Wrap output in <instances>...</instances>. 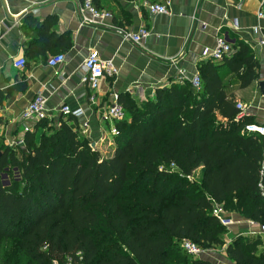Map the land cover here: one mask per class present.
<instances>
[{
    "label": "trees",
    "instance_id": "16d2710c",
    "mask_svg": "<svg viewBox=\"0 0 264 264\" xmlns=\"http://www.w3.org/2000/svg\"><path fill=\"white\" fill-rule=\"evenodd\" d=\"M92 4L102 11V0ZM112 19L131 25L125 12L121 24ZM45 33L36 54L55 39ZM232 50L199 65L198 91L183 81L143 104L118 96L125 117L108 158L71 118L33 125L23 146L0 142V255L10 243L22 264H213L189 256L181 244L190 241L225 248L228 264H264L262 242L227 243L212 214L223 205L264 225V137L245 132L254 120H237L234 93L260 80V65L247 45ZM201 166L197 185L190 177Z\"/></svg>",
    "mask_w": 264,
    "mask_h": 264
},
{
    "label": "crops",
    "instance_id": "0c3cea01",
    "mask_svg": "<svg viewBox=\"0 0 264 264\" xmlns=\"http://www.w3.org/2000/svg\"><path fill=\"white\" fill-rule=\"evenodd\" d=\"M263 3L264 0H102V11L120 20L121 13L131 16L130 26L119 27L113 19L82 25L80 0H0V142L7 145L21 135V113L36 95L42 94L54 124L62 118L59 111L63 106L82 109L85 117L69 124L75 129L88 121L89 128L81 136L108 158L114 149L109 131L115 124L104 123L102 114L112 105L113 95H129L143 104L154 97L156 90L177 83L179 72L194 77L199 65L209 60L217 37H223L231 48L247 45L259 63L260 80L234 93L247 107L254 124L262 123L264 99L259 83L264 81V47L259 40L264 38V20L257 15ZM150 4L167 5L169 14L151 15L147 10ZM142 28L150 31L142 44L127 39V34H136ZM45 30L55 39L47 44L49 50L36 54L37 40L43 37L40 45L47 41ZM93 51L101 59L113 61L118 75L101 81L92 103V91L82 83V65ZM58 55L65 57L64 63L50 68L48 61ZM20 59L26 61L24 70L14 68ZM195 172L202 182L204 168ZM190 181L195 179L190 177ZM233 216L243 222L231 227L228 241L244 237L264 245L263 237L239 236L249 228L244 220ZM224 251L225 248L214 249L208 258L213 264H228Z\"/></svg>",
    "mask_w": 264,
    "mask_h": 264
},
{
    "label": "built area",
    "instance_id": "2783aa9c",
    "mask_svg": "<svg viewBox=\"0 0 264 264\" xmlns=\"http://www.w3.org/2000/svg\"><path fill=\"white\" fill-rule=\"evenodd\" d=\"M82 4V12L84 14L82 19V25L86 24H102L106 20H111L112 15L106 11L97 10L93 4L92 0H84ZM147 10L151 15H168L169 9L167 5H159V4H150L147 6ZM258 19L264 20V3L260 7L257 15ZM150 36V31L146 28L140 29L136 34H127L126 37L132 43L136 45L142 44L148 37ZM260 46L264 47V38L259 40ZM233 54V50L231 46L226 42L223 37L216 38V46L215 49L209 56V60L213 62H221L224 58H229ZM65 61V57L63 55H58L53 57L48 61V66L50 68H57L61 66ZM26 66V61L20 59L14 63V68L17 70H24ZM82 69L84 72V77L82 79V83L87 84L92 91L91 101L95 102L96 93L99 89L100 83L104 78H112L118 75V70L115 67L113 61H107L101 59L99 54L95 51L91 52L88 57L84 60ZM188 81L191 86L195 90H200L201 88V80L199 75H195L194 77L189 78L186 73L179 72L178 82ZM113 103L109 106L102 114V121L104 123H117L124 120V111L122 106L119 104V97L117 95H113ZM47 99L42 95L38 94L34 97L31 103L24 109L20 116V123H22L21 135L15 139L13 142L7 144V146H23L24 139L23 134L32 131L33 125L43 121V120H51L48 116L46 110ZM236 109L238 111L237 120L243 121L246 117L249 116L248 109L243 103L238 102L236 105ZM60 115L63 118H71L72 120H81L85 117V113L82 109L72 110L69 106H63L60 109ZM264 115V110H263ZM31 124V125H30ZM89 128V122L84 121L80 127V134L83 135L86 130ZM245 132L249 134H256L264 137V121L260 124H249L245 127ZM109 134L112 138L118 136V131L115 125L110 129ZM264 170V167H263ZM264 197V190L262 193ZM213 216L217 219L222 227H224L227 231V236L230 234V229L234 225L241 224L243 221L237 220L234 218L233 214L228 213L223 205L215 204L213 207ZM249 230L245 233H241L239 236H260L264 238V225L257 224L253 221H245ZM227 243H231L226 238ZM182 249L192 258L200 259V258H208L209 253L212 250H202L196 244L190 241H183L181 244ZM57 264V263H55Z\"/></svg>",
    "mask_w": 264,
    "mask_h": 264
},
{
    "label": "rangeland",
    "instance_id": "374dc122",
    "mask_svg": "<svg viewBox=\"0 0 264 264\" xmlns=\"http://www.w3.org/2000/svg\"><path fill=\"white\" fill-rule=\"evenodd\" d=\"M199 178L200 176L198 172H195V174L193 175V179H195V181L192 182L199 185L201 183ZM221 249L223 250V248H218V250L220 251ZM216 255H218V253H216ZM22 262L23 261L21 257H19V255L17 254L14 245L6 243L0 255V264H22Z\"/></svg>",
    "mask_w": 264,
    "mask_h": 264
},
{
    "label": "water",
    "instance_id": "95a60500",
    "mask_svg": "<svg viewBox=\"0 0 264 264\" xmlns=\"http://www.w3.org/2000/svg\"><path fill=\"white\" fill-rule=\"evenodd\" d=\"M259 87L261 89L262 97L264 99V81L259 83ZM91 147L94 149V145L92 144Z\"/></svg>",
    "mask_w": 264,
    "mask_h": 264
}]
</instances>
